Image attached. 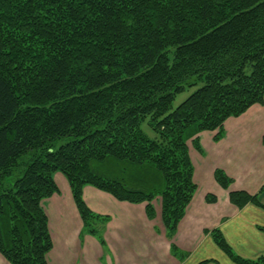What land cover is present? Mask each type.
Returning <instances> with one entry per match:
<instances>
[{"label": "trees", "instance_id": "1", "mask_svg": "<svg viewBox=\"0 0 264 264\" xmlns=\"http://www.w3.org/2000/svg\"><path fill=\"white\" fill-rule=\"evenodd\" d=\"M263 104L264 0H0V254L47 264L41 202L58 193L55 173L101 245L108 217L87 208L85 186L146 203L149 220L159 197L171 240L196 191L187 141L199 150L193 137L216 131L217 142L226 120ZM214 180L231 184L220 170ZM228 197L264 210L257 195ZM205 233L233 264H264Z\"/></svg>", "mask_w": 264, "mask_h": 264}, {"label": "crops", "instance_id": "2", "mask_svg": "<svg viewBox=\"0 0 264 264\" xmlns=\"http://www.w3.org/2000/svg\"><path fill=\"white\" fill-rule=\"evenodd\" d=\"M215 134H197L199 150L191 140L187 143L192 165L202 169L205 189L198 190L194 174L195 192L200 194L192 197L171 240L166 238L161 221L159 197L150 203L155 217L149 220L146 203L118 201L85 186L82 198L87 208L108 217L101 229V245L83 229L67 181L55 173L58 193L41 202L52 242L47 264H198L206 260H211L209 264H233L205 233L214 229L220 231L235 255L246 260L264 258V232L259 230L264 228V210L252 204L238 209L228 197L230 192H245L257 195L264 206V104L253 105L241 116L226 120L217 142ZM216 170L231 180L226 190L214 180ZM207 196L214 197L215 202L208 203ZM171 245L188 257L180 262L172 255ZM0 264L10 263L0 254Z\"/></svg>", "mask_w": 264, "mask_h": 264}, {"label": "rangeland", "instance_id": "3", "mask_svg": "<svg viewBox=\"0 0 264 264\" xmlns=\"http://www.w3.org/2000/svg\"><path fill=\"white\" fill-rule=\"evenodd\" d=\"M197 88H190L187 89L186 91H184L183 93H180L179 95H177L174 99V102L172 104V109H175L180 103H182L189 95H191ZM142 130L145 132L146 135H148L150 138H154L155 134L152 130H150L147 126V123L145 122L142 125ZM208 132V131H207ZM210 132V131H209ZM215 132V131H213ZM193 139H196V136L193 137ZM192 142V139H190ZM189 140V141H190ZM189 141H187V143H189ZM65 143V140H61L57 143V146L62 145ZM190 146V145H189ZM192 162V161H191ZM194 167H195V173H194ZM201 168H199V166H197L196 164L193 165V179H194V174H195V181L196 184L198 186V190L200 189H205L204 187V183H203V174L201 172ZM60 174V173H59ZM61 176V175H60ZM200 191H198L197 193L195 192L194 195H199ZM193 195V196H194Z\"/></svg>", "mask_w": 264, "mask_h": 264}]
</instances>
